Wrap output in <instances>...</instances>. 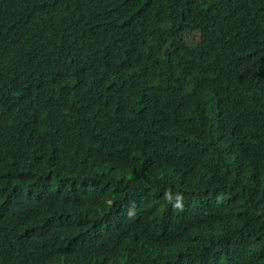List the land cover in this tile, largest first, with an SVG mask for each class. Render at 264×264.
Wrapping results in <instances>:
<instances>
[{
  "label": "trees",
  "instance_id": "obj_1",
  "mask_svg": "<svg viewBox=\"0 0 264 264\" xmlns=\"http://www.w3.org/2000/svg\"><path fill=\"white\" fill-rule=\"evenodd\" d=\"M0 264H264V0H0Z\"/></svg>",
  "mask_w": 264,
  "mask_h": 264
}]
</instances>
